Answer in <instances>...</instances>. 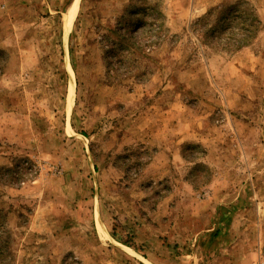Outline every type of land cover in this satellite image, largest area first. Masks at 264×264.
<instances>
[{"label": "rangeland", "instance_id": "obj_1", "mask_svg": "<svg viewBox=\"0 0 264 264\" xmlns=\"http://www.w3.org/2000/svg\"><path fill=\"white\" fill-rule=\"evenodd\" d=\"M0 264H264V0H0Z\"/></svg>", "mask_w": 264, "mask_h": 264}, {"label": "bare ground", "instance_id": "obj_2", "mask_svg": "<svg viewBox=\"0 0 264 264\" xmlns=\"http://www.w3.org/2000/svg\"><path fill=\"white\" fill-rule=\"evenodd\" d=\"M75 10H76V9H75V6H74V9L71 11V13H70V11H69L68 15L70 14L71 16H73L74 13H75ZM68 15H67V16H68Z\"/></svg>", "mask_w": 264, "mask_h": 264}, {"label": "trees", "instance_id": "obj_3", "mask_svg": "<svg viewBox=\"0 0 264 264\" xmlns=\"http://www.w3.org/2000/svg\"><path fill=\"white\" fill-rule=\"evenodd\" d=\"M239 45H242V43L239 42Z\"/></svg>", "mask_w": 264, "mask_h": 264}]
</instances>
